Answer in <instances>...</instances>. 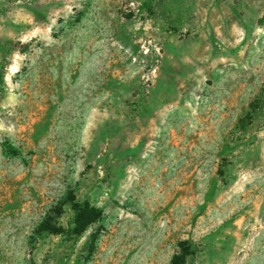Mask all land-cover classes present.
<instances>
[{"label":"rangeland","instance_id":"obj_1","mask_svg":"<svg viewBox=\"0 0 264 264\" xmlns=\"http://www.w3.org/2000/svg\"><path fill=\"white\" fill-rule=\"evenodd\" d=\"M184 252L264 264V0H0V264Z\"/></svg>","mask_w":264,"mask_h":264},{"label":"trees","instance_id":"obj_2","mask_svg":"<svg viewBox=\"0 0 264 264\" xmlns=\"http://www.w3.org/2000/svg\"><path fill=\"white\" fill-rule=\"evenodd\" d=\"M4 148V153L7 155H13L16 156L20 153V151L15 148L12 144H10L8 141L4 142L3 144ZM98 213L95 208H89V207H83L79 209V212L77 214V217L75 219V224H76V230L77 232H82L85 230V228L91 224L92 222L95 221L98 217ZM48 220H45L44 222L41 223L40 227L41 228H48ZM186 255L187 253H180L177 254L173 257L172 261L170 264H184L186 261Z\"/></svg>","mask_w":264,"mask_h":264}]
</instances>
